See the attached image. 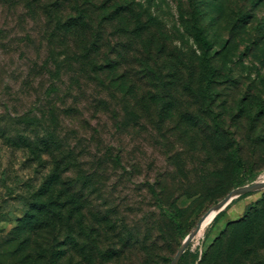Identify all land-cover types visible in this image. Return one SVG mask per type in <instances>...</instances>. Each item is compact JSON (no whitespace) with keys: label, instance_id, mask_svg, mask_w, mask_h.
Here are the masks:
<instances>
[{"label":"rangeland","instance_id":"1","mask_svg":"<svg viewBox=\"0 0 264 264\" xmlns=\"http://www.w3.org/2000/svg\"><path fill=\"white\" fill-rule=\"evenodd\" d=\"M98 1L99 6L105 4L99 15L112 16L108 23L130 28L127 34L123 31L112 38L132 43L131 68L137 72L134 55L159 53L156 69L177 74L172 88L176 98L173 104L167 100L160 106V117L147 119L142 107L134 105L135 124L125 133H115L127 145L121 162L107 160L99 178L96 210L86 209L87 240L81 250L68 251L62 262L172 264L202 215L264 171V0ZM52 2L0 0V264H50L53 260L48 248L4 243L29 208L32 194L46 181L53 161L13 144L2 133L24 132L26 122L9 121L10 112L33 119L41 116L44 121L51 118L52 59L57 52L64 55L70 50L67 39L56 42L53 37L58 23ZM138 25L144 26L143 33L134 32ZM204 37L212 42L210 48ZM204 53L208 60L202 58ZM94 90L82 85L72 94L89 105ZM66 91L67 101L72 102L74 97ZM72 128L65 135L68 142L73 141ZM92 148L94 152L104 149L97 140ZM111 207L117 208L113 215L120 225L117 236L95 244L89 231L96 227L104 238ZM94 213L99 222L92 225ZM149 213L160 219L165 213L167 220L154 231L138 228L139 218ZM138 230L141 238L155 241V255L147 262L141 243L133 238ZM203 256L201 264H264V189L236 199L192 242L178 264H197Z\"/></svg>","mask_w":264,"mask_h":264},{"label":"trees","instance_id":"2","mask_svg":"<svg viewBox=\"0 0 264 264\" xmlns=\"http://www.w3.org/2000/svg\"><path fill=\"white\" fill-rule=\"evenodd\" d=\"M53 1L58 23L53 37L56 42L67 39L70 50L64 55L57 52L52 59L50 89L54 101L53 109L50 110L51 118L44 121L41 116L33 119L10 112L9 121L14 122L21 118L26 122L24 132L14 136L2 131L13 144L31 148L40 158L47 155L51 157L53 168L44 184L32 194L28 201L29 208L4 238V243L8 246L15 244L23 247L35 244L41 249L48 248L53 254L50 256L53 258L50 264H63L62 259L67 256L68 251L81 250L82 242L87 240L86 209L89 206L91 210H96V194L102 182L99 178L106 170L107 160L112 164L121 162L127 145L123 136H117L115 133H125L135 124L131 118V114H135L132 111L134 105L142 107L147 119L160 117L163 113L160 106L167 100L173 104L176 98L172 88L177 81V74L172 71L166 73L158 67L156 69L158 59H161L159 53L146 57H142L143 54H140V57L134 55L133 59L138 62L135 72L131 68L129 54L132 43L129 39L121 41L119 38H112V34L116 36L123 31L127 34L126 31L130 28L125 29L123 25L108 23L112 16L106 13L99 15V10L103 9L105 4L99 6L98 0ZM64 15L66 16L60 17ZM61 30L64 31L63 34H60ZM143 30L144 26L140 25L134 28L137 34L143 33ZM149 38L151 43L155 42L154 34L151 33ZM203 41L208 48L211 47L212 42L207 37H204ZM57 45L59 46L58 43ZM123 48L126 50L122 53L120 49ZM205 53L202 58L208 60L209 56ZM82 85L95 88L93 92L96 95H89L92 97L89 105L85 104V101H79L78 96L72 94L74 88H81ZM65 89L74 97L72 102L67 101ZM85 98L89 100V97ZM120 110L124 111V115ZM94 118L97 121L93 123ZM71 128L74 133L73 141L68 142L65 135ZM94 140L103 144L104 149L94 152ZM112 146L114 151L110 148ZM103 157L107 159L104 161ZM229 207L230 205L227 209ZM225 210L218 215L215 222ZM116 211V207H111L106 213L109 227L104 238H100L99 229L91 227L89 236L93 243L113 241L116 238L117 228L120 227L113 216ZM93 217L92 225H95L99 221L95 219V213ZM160 217L162 219L156 218L154 213H149L147 217L139 218L138 228L142 226L147 231H154L162 220H167L165 213ZM180 227L178 226L179 229ZM159 230L162 232L160 227ZM138 232L139 230L138 236L133 238L135 243H141L139 249L144 252L143 258L147 262L155 255V241L149 242L146 237L141 238ZM54 253L58 255L55 256ZM205 254L207 251L203 255ZM203 260L204 256L197 264H201Z\"/></svg>","mask_w":264,"mask_h":264},{"label":"water","instance_id":"3","mask_svg":"<svg viewBox=\"0 0 264 264\" xmlns=\"http://www.w3.org/2000/svg\"><path fill=\"white\" fill-rule=\"evenodd\" d=\"M264 189V179H256L253 182H249L247 184L238 186L231 190L227 195H225L222 199L216 202L213 206H211L199 219L197 225L189 232V234L185 237L180 249L175 255L172 264H178L184 252L188 249V247L192 244L195 238L198 236L201 231L204 222L207 218L216 213H221L223 210L227 209L229 205H231L236 199L240 198L246 193H250L253 191Z\"/></svg>","mask_w":264,"mask_h":264},{"label":"bare ground","instance_id":"4","mask_svg":"<svg viewBox=\"0 0 264 264\" xmlns=\"http://www.w3.org/2000/svg\"><path fill=\"white\" fill-rule=\"evenodd\" d=\"M258 179H264V171L260 173ZM220 213H214L210 215L207 220L204 222L203 227L201 231L199 232L198 236L195 238V240L200 239L212 226V224L215 222L216 218L218 217ZM204 238V237H203ZM199 242V241H198ZM194 244V243H193ZM199 244V243H198Z\"/></svg>","mask_w":264,"mask_h":264}]
</instances>
